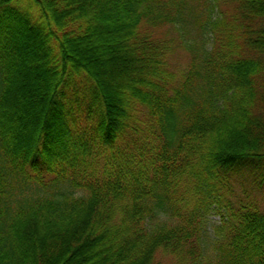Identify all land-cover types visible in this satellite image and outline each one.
<instances>
[{
  "label": "trees",
  "instance_id": "trees-1",
  "mask_svg": "<svg viewBox=\"0 0 264 264\" xmlns=\"http://www.w3.org/2000/svg\"><path fill=\"white\" fill-rule=\"evenodd\" d=\"M216 3L0 0V264H264V0Z\"/></svg>",
  "mask_w": 264,
  "mask_h": 264
},
{
  "label": "rangeland",
  "instance_id": "rangeland-1",
  "mask_svg": "<svg viewBox=\"0 0 264 264\" xmlns=\"http://www.w3.org/2000/svg\"><path fill=\"white\" fill-rule=\"evenodd\" d=\"M204 2H208V4H210L209 9L211 10L210 15L211 16H218L219 15V9L217 7V3L216 0H204ZM208 10V8H207ZM203 39H204V44L206 49L211 47V41H210V37L208 34L203 35ZM84 56L88 57V53H85ZM93 59V57H91ZM187 54L183 53L181 50L178 51H174L171 55H169L168 57V61H169V67L172 68V70H176V69H183L184 67H186L187 64ZM94 59H99L98 57H94ZM25 86V87H24ZM22 87L23 91L25 92V94H27L29 92V95L27 94L25 97L27 101H25L26 103H24L25 105H23L22 110H20L21 112V118L20 121L22 122V124H27L30 125V123L33 124V119L39 120L40 121V106L42 107V104L40 103L37 107V109H31V106L28 105V101L31 102V99H34V96L31 97V92H35L34 87L35 85H31V81H27L25 82V85ZM32 89V90H31ZM34 95V94H33ZM35 101V100H33ZM36 108V107H33ZM39 108V109H38ZM35 126V125H34ZM32 126V128L34 127ZM29 130V127H26ZM31 128V127H30ZM22 130H24V128H22ZM60 186V185H59ZM54 190L55 192L61 191V190H69L68 188H64L63 186L58 187L57 189H51ZM51 190H41L40 189V193H46L47 191L50 192ZM72 190L70 189V192ZM69 193V192H68ZM260 205L264 208V199H262V197L260 198V196L258 197ZM221 223V216L212 212L207 216V237H206V242L209 243V246H211V248H208L207 252V256L210 257L213 252H212V243H213V239H214V227L216 225H219Z\"/></svg>",
  "mask_w": 264,
  "mask_h": 264
}]
</instances>
